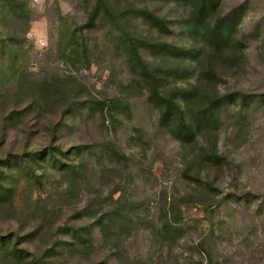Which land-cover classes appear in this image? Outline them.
Masks as SVG:
<instances>
[{
	"label": "rangeland",
	"instance_id": "rangeland-1",
	"mask_svg": "<svg viewBox=\"0 0 264 264\" xmlns=\"http://www.w3.org/2000/svg\"><path fill=\"white\" fill-rule=\"evenodd\" d=\"M215 2L234 54L189 35L183 0H107L90 24L97 0H0V264H264V0ZM132 43L173 70L163 90L197 86L189 140Z\"/></svg>",
	"mask_w": 264,
	"mask_h": 264
},
{
	"label": "trees",
	"instance_id": "trees-1",
	"mask_svg": "<svg viewBox=\"0 0 264 264\" xmlns=\"http://www.w3.org/2000/svg\"><path fill=\"white\" fill-rule=\"evenodd\" d=\"M183 1L190 6L189 15L185 20V27L189 35L198 38L202 43L207 45L212 53L229 52L234 54L235 47L230 45L231 33L229 34L228 30L229 15L217 16V2H215V0ZM106 2L107 0H97L95 8L89 15L87 24H90L94 20L100 8L104 7ZM140 15L159 32H170V28L163 17L153 14L146 8L141 10ZM134 45L135 44L132 43L133 59L141 70V76L147 83L151 99L156 107H158L161 121L176 126L172 131L180 141L184 142L189 140L194 135L195 129L197 128L191 118H188V120L186 119L185 113L188 107L186 102L189 97L195 93L197 86L192 85L188 88L172 87L163 90L164 78L168 74H174L173 70L150 68L141 60ZM137 45L144 46L151 51H160L168 57H179V55H181L179 51L180 48L166 44L165 42H146L145 40H138ZM187 57L190 59H197L198 54L197 52L193 53L189 51Z\"/></svg>",
	"mask_w": 264,
	"mask_h": 264
}]
</instances>
